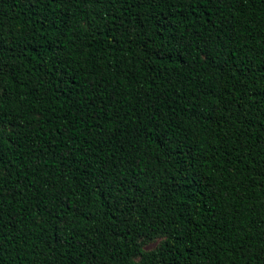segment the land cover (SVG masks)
<instances>
[{
    "label": "trees",
    "instance_id": "16d2710c",
    "mask_svg": "<svg viewBox=\"0 0 264 264\" xmlns=\"http://www.w3.org/2000/svg\"><path fill=\"white\" fill-rule=\"evenodd\" d=\"M0 161V264H264V0H0Z\"/></svg>",
    "mask_w": 264,
    "mask_h": 264
},
{
    "label": "rangeland",
    "instance_id": "374dc122",
    "mask_svg": "<svg viewBox=\"0 0 264 264\" xmlns=\"http://www.w3.org/2000/svg\"><path fill=\"white\" fill-rule=\"evenodd\" d=\"M158 243H159L158 241L149 243L148 245H146V249L150 250V249L156 247L158 245Z\"/></svg>",
    "mask_w": 264,
    "mask_h": 264
},
{
    "label": "snow or ice",
    "instance_id": "6c2138e0",
    "mask_svg": "<svg viewBox=\"0 0 264 264\" xmlns=\"http://www.w3.org/2000/svg\"><path fill=\"white\" fill-rule=\"evenodd\" d=\"M0 163H2V161H0Z\"/></svg>",
    "mask_w": 264,
    "mask_h": 264
}]
</instances>
